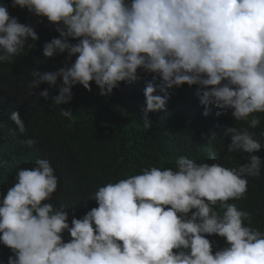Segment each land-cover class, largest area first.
I'll use <instances>...</instances> for the list:
<instances>
[{"label": "clouds", "instance_id": "obj_1", "mask_svg": "<svg viewBox=\"0 0 264 264\" xmlns=\"http://www.w3.org/2000/svg\"><path fill=\"white\" fill-rule=\"evenodd\" d=\"M17 6L56 26L60 38L44 45L46 58L76 57L54 72L31 71L29 95L62 79L55 105L69 104L76 85L91 91L92 82L107 97L143 70L166 85L163 95L152 83L144 90L145 129L153 124L149 113L166 109V89L198 86L205 116L214 104L247 122L248 128H225L223 137L231 140L229 153L249 155L232 168L185 156L175 169L146 168L99 187L89 199L98 207L71 225L68 211L46 203L58 177L50 161L38 159L19 169L15 184L0 195V243L14 254L8 264H264V232L248 226L249 212L228 203L246 199L247 178H259L264 167L256 154L264 131L259 138L249 131L261 124L256 114H264V0H12ZM29 39L40 38L0 4V63L25 54L26 45L34 48ZM40 96L48 99L49 92ZM61 115L73 119L70 110L61 108ZM9 118L26 133L19 112ZM22 142L32 147L37 140ZM213 235L227 242L215 253L207 238Z\"/></svg>", "mask_w": 264, "mask_h": 264}, {"label": "trees", "instance_id": "obj_2", "mask_svg": "<svg viewBox=\"0 0 264 264\" xmlns=\"http://www.w3.org/2000/svg\"><path fill=\"white\" fill-rule=\"evenodd\" d=\"M12 17L22 24L31 25L39 36L34 48L25 47V54L17 56L11 63H0V195L16 182L19 169L32 168L38 159H47L58 177V189L51 203L54 208L68 211L69 224L97 202L89 200L99 187L120 179L141 174L151 167L175 169L176 160L185 156L199 163H219L225 167H238L247 163V153H229L230 138H224L227 127L248 128L247 122L235 121L231 110L225 112L214 104L209 115L198 93L203 89L187 84L166 89L169 100L165 110L149 113L150 129L143 127L142 117L146 110L144 90L149 83L155 85L157 95H163V81L154 79L143 70L138 79L129 84L121 83L110 96L100 95V89L91 83V91L82 85L72 88L73 98L69 104L55 105L52 97L59 95L63 86L59 79L56 86L42 83L29 95L27 85L31 82V71L54 72L67 64L71 66L76 57L69 59L67 53H57L52 58L43 55V48L53 38H60L56 26L46 17H38L26 8L12 7V0H0ZM72 44L77 40L69 38ZM47 90L49 98L40 96ZM61 108L70 110L73 119L61 115ZM12 111L19 112L26 133L20 134ZM220 112L221 115H217ZM259 127L249 131L259 134L264 131V114ZM11 129L17 133L13 135ZM215 133V138H211ZM209 138L208 140L206 139ZM36 139L28 147L22 141ZM264 144V139H261ZM264 161V147L256 153ZM246 199L230 200L240 210L249 212L251 224H245L264 232V167L259 178L248 177ZM216 210L222 213L219 204ZM213 242V252L227 246L218 235L207 237ZM65 242L71 240L70 233L63 234ZM13 252L0 243V264H8Z\"/></svg>", "mask_w": 264, "mask_h": 264}]
</instances>
